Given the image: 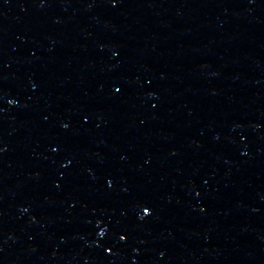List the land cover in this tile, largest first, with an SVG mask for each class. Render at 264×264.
<instances>
[{
  "label": "water",
  "instance_id": "95a60500",
  "mask_svg": "<svg viewBox=\"0 0 264 264\" xmlns=\"http://www.w3.org/2000/svg\"><path fill=\"white\" fill-rule=\"evenodd\" d=\"M0 264H264V0H0Z\"/></svg>",
  "mask_w": 264,
  "mask_h": 264
},
{
  "label": "snow or ice",
  "instance_id": "6c2138e0",
  "mask_svg": "<svg viewBox=\"0 0 264 264\" xmlns=\"http://www.w3.org/2000/svg\"><path fill=\"white\" fill-rule=\"evenodd\" d=\"M114 91H115L116 93H119V92L121 91V89H120L119 87H116V88H114ZM64 127H67V125H65ZM54 150H55V149H54ZM107 183H108V186L111 187V183H112V182H111V181H107ZM148 215H150V213L148 212L147 207H145V208H144V216H148ZM100 235L103 236L104 233L101 232ZM120 239H121V240H124V239H126V237L122 235V236L120 237Z\"/></svg>",
  "mask_w": 264,
  "mask_h": 264
}]
</instances>
